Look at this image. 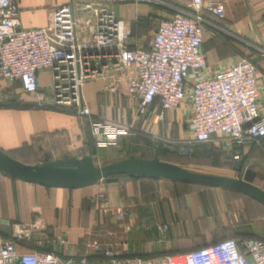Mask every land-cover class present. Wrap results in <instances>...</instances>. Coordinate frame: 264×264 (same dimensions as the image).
<instances>
[{"label":"crops","instance_id":"1","mask_svg":"<svg viewBox=\"0 0 264 264\" xmlns=\"http://www.w3.org/2000/svg\"><path fill=\"white\" fill-rule=\"evenodd\" d=\"M219 1L224 3L223 17L205 13L202 51L207 64L221 67L240 58L251 61L258 71L259 104L264 105V0ZM66 2L17 0L21 25L47 26L50 8ZM189 2L154 0L144 4L116 3L112 7L116 17L130 29L132 41L148 48L157 22L189 11ZM79 21V30L84 34L85 17L81 15ZM37 77L39 91L34 94L23 92L18 82L7 84L0 80V150L27 164L40 163L46 152L51 153V159L64 154L82 157L91 152L95 162L100 148L94 145L88 122L73 109L49 104L48 70L39 71ZM105 84L106 79L98 77L83 85V99L91 114L118 122L124 113L123 121L137 128L136 136L123 137L116 146H110L113 150L109 154L118 155L132 147L140 150L152 147L151 156L131 153L152 158L156 151L154 139L164 134L179 136L181 127L188 131L185 109L167 110L159 125L153 113L135 116L136 101L124 94L123 88L109 93ZM261 141L258 145L247 142L227 148L224 142L215 140L196 144L193 153L201 149H208L206 155L209 150L218 152L216 171L201 172L237 178L249 168L254 172L252 183L263 189L264 138ZM239 159L243 165L237 171L233 166ZM229 162L232 164L228 165ZM257 178L260 182L255 181ZM249 199L233 189L170 179L119 177L80 188H61L0 173V243L12 238L20 228L25 236L19 241L40 243V249L51 250L62 258L102 256L87 249L86 242L91 238L97 239L102 249L117 246L120 250L124 248L129 257L154 258L169 252H186L224 238H247L256 219L248 207ZM105 207L111 211L104 213ZM117 207L125 209L124 218L116 217ZM229 208L241 210L239 220L227 218ZM215 211L222 214L214 216ZM161 224H166L167 229L158 231L156 228ZM225 235L228 236L222 237ZM18 248L21 252L34 249L20 243Z\"/></svg>","mask_w":264,"mask_h":264},{"label":"built area","instance_id":"2","mask_svg":"<svg viewBox=\"0 0 264 264\" xmlns=\"http://www.w3.org/2000/svg\"><path fill=\"white\" fill-rule=\"evenodd\" d=\"M153 1L68 0L50 8L47 26L23 27L17 0H0V80L18 82L23 92L34 94L39 91L38 72L48 70L49 104L73 109L86 120L97 148L116 146L137 131L123 121L124 113L118 122L91 114L83 99V85L98 77L106 79L107 92L121 87L136 101L135 116L150 112L163 122L167 110L185 109L189 153L196 144L215 140L227 148L247 142L258 145L264 138V105L259 104L255 64L240 58L230 65L209 66L202 51L205 13L223 17L224 3L190 0L189 11L157 22L149 47L143 48L132 41L130 29L112 6ZM81 15L87 26L84 34L79 30ZM108 211V207L103 209ZM114 212L118 218L126 216L124 208H114ZM156 229L166 230L167 225ZM24 236L19 228L0 243V264H264V239L258 237L224 238L186 252L167 253L156 261L102 249L92 238L86 247L102 253L100 258H62L38 249L21 252L18 245Z\"/></svg>","mask_w":264,"mask_h":264},{"label":"water","instance_id":"3","mask_svg":"<svg viewBox=\"0 0 264 264\" xmlns=\"http://www.w3.org/2000/svg\"><path fill=\"white\" fill-rule=\"evenodd\" d=\"M243 160L235 161L233 168L241 170ZM0 173L14 179L45 187L80 188L92 185L114 175H136L172 179L207 186L224 187L241 192L264 206V190L252 183L254 172L248 168L241 177H229L198 172L179 164L164 161L157 156L142 158L130 154L125 158L97 165L90 154L82 157L64 154L51 159L46 152L38 164L18 161L0 150Z\"/></svg>","mask_w":264,"mask_h":264},{"label":"rangeland","instance_id":"4","mask_svg":"<svg viewBox=\"0 0 264 264\" xmlns=\"http://www.w3.org/2000/svg\"><path fill=\"white\" fill-rule=\"evenodd\" d=\"M146 37H148V36H146ZM159 125H162V123L160 122ZM189 135L190 134L188 133V131L184 130L181 127L179 136H175V134L171 135V136H166V134H164V135H162L161 138L154 139V142H155V146H154L155 148L154 149L159 150L160 154L162 155V157H164V159H168L170 161H175L174 163H177V164H179L183 167H186L188 169L198 171V172H201V171L214 172V171H216V169H214V168H216L215 164L218 163L217 162L218 160L215 158L216 155H213L210 158L206 157L207 156L206 152L208 151V149H201V151H195L194 153H189L187 151V145H186L185 141L188 139ZM134 136H136V132L133 133L131 136H128L127 139L132 138ZM112 148L113 147L100 148L99 152L95 154V159H94L95 163L97 165H103V164L109 163L111 161H114L117 158L120 159V158L127 157L131 153H138L140 155H148V156L153 155V151H152L153 148L152 147L149 150H140L138 148L134 149V147H132V149H128V150H126V151H124L118 155H113V154L108 153V151L113 150ZM209 151L211 152L212 150H209ZM199 152H201V153H199ZM213 154H216V153L213 152ZM255 181L260 182V179L257 178V179H255ZM263 188H264V183H263ZM248 207L250 209H252L251 215H254V217H256V219L253 223V227H251L249 230V236L264 239V210H262L258 207H255V206L253 207L251 203L248 204ZM216 214L221 215L222 212L215 211L214 216ZM225 214H226L228 219H238L239 220L240 217L242 216L241 210H239L237 208H229V210H227V212ZM227 236L228 235H225L222 237H227ZM34 245L36 246L34 249L43 250V249L39 248L42 244L34 243ZM112 248L115 249L116 251H118L122 256H123V254L124 255L127 254L126 251H124L125 250L124 248H123V250H120L119 248H117V246H113ZM44 251L52 252L51 250H44ZM163 255H165V254H159L156 257H154V259L156 261H159L160 259H162Z\"/></svg>","mask_w":264,"mask_h":264},{"label":"trees","instance_id":"5","mask_svg":"<svg viewBox=\"0 0 264 264\" xmlns=\"http://www.w3.org/2000/svg\"><path fill=\"white\" fill-rule=\"evenodd\" d=\"M214 152V151H213ZM213 152H210L206 157H211L212 155H217L218 154V152H215L216 154H213ZM89 154H91L92 156H93V153H91V152H89ZM155 156H157L159 159H161V160H164V161H168V162H172V163H174L175 161H170V160H168V159H164V157H162V155L160 154V152H159V150H156L155 151ZM94 158V157H93ZM232 161V160H231ZM217 163V162H216ZM177 164V163H176ZM217 164H219V162L217 163ZM216 164V165H217ZM232 164V162H229L228 163V165H231ZM119 177H127V178H133V179H136V178H145V179H160V178H152V177H146V176H136V175H132V176H130V175H114V176H109V177H107V178H105V180H114V179H117V178H119ZM170 180H172V179H170ZM175 181H179V180H175ZM180 182H184V181H180ZM185 183H189V182H185ZM189 184H195V183H189ZM195 185H199V186H203V187H214V186H207V185H202V184H195ZM263 190H264V188H263ZM238 192V191H237ZM243 194V193H242ZM245 195V194H244ZM245 196H247V195H245ZM248 198H250L249 196H247ZM250 200V202L249 203H251L252 204V206L254 207H258V208H260V209H262V210H264V206L263 205H261L259 202H257L256 200H254V199H252V198H250L249 199ZM248 237H253V236H248ZM262 239V238H261ZM19 243L21 244V245H24V246H27V247H31V248H35L36 246L32 243V242H24V241H19ZM169 253H175V252H169ZM167 254V253H166ZM100 257H102V256H92V257H89V258H91V259H95V258H100Z\"/></svg>","mask_w":264,"mask_h":264}]
</instances>
